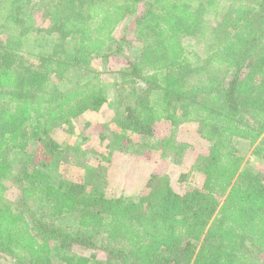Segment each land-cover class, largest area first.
<instances>
[{
	"label": "trees",
	"instance_id": "16d2710c",
	"mask_svg": "<svg viewBox=\"0 0 264 264\" xmlns=\"http://www.w3.org/2000/svg\"><path fill=\"white\" fill-rule=\"evenodd\" d=\"M125 21L142 47L120 71L122 138L195 125L209 143L201 187L152 173L141 195L113 198L54 181L55 130L108 103L98 60L124 50ZM235 139L264 162V0H0L4 261L104 264L83 249L113 264H264V179L242 169Z\"/></svg>",
	"mask_w": 264,
	"mask_h": 264
},
{
	"label": "rangeland",
	"instance_id": "374dc122",
	"mask_svg": "<svg viewBox=\"0 0 264 264\" xmlns=\"http://www.w3.org/2000/svg\"><path fill=\"white\" fill-rule=\"evenodd\" d=\"M47 24H45L46 26ZM119 40L126 36L124 50L108 60H98L102 75L97 80L104 90L108 103L98 112H88L82 117L63 123L55 130L62 143L63 152L53 165L55 183L82 182L91 192L103 193L107 197H137L142 194L150 174L170 176L173 187L183 192L189 185L201 187L203 176L193 170L195 163L203 161L209 143L196 138L195 125L187 123L183 128H172L169 123L156 125L152 138L133 135L129 142L123 137L120 121L122 109L118 103L120 71L128 61L140 54L142 43L134 37V25L123 22L116 30ZM38 48L33 46L26 57L34 59ZM129 139V138H128ZM243 158L242 169L264 179V162L257 161L253 151L257 144L235 139L233 144ZM14 162V170L18 166ZM11 183H8L10 186ZM12 187L8 192L11 196ZM59 225H75L76 215L56 219ZM79 254L91 256L113 264L100 251L77 250ZM0 264H14L0 257Z\"/></svg>",
	"mask_w": 264,
	"mask_h": 264
}]
</instances>
